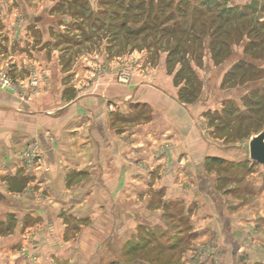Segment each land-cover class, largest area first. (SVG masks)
<instances>
[{"label":"crops","instance_id":"0c3cea01","mask_svg":"<svg viewBox=\"0 0 264 264\" xmlns=\"http://www.w3.org/2000/svg\"><path fill=\"white\" fill-rule=\"evenodd\" d=\"M53 65L41 62L46 77L31 99L22 96L27 87H0V200L19 222L0 237V264H85L96 247L99 262L109 250L129 257L135 245L142 249L133 260L144 262L143 241L151 246L157 228L173 230L175 208L191 215L198 246L218 245L223 264H264V188L253 203L234 198L227 212L204 173L207 156L217 154L207 151L205 123L172 77L63 79ZM29 215L37 221L26 225ZM174 241L156 238L167 246L163 259L171 260Z\"/></svg>","mask_w":264,"mask_h":264},{"label":"rangeland","instance_id":"374dc122","mask_svg":"<svg viewBox=\"0 0 264 264\" xmlns=\"http://www.w3.org/2000/svg\"><path fill=\"white\" fill-rule=\"evenodd\" d=\"M130 1L0 0V69L9 70L14 78L19 79L20 89L26 86L22 82L25 79L27 88H30L32 75H38L39 80L46 77L45 70L39 68L41 62H56L57 65L53 66L61 67L63 79H71L72 76L78 80H123L128 83L130 80H164L165 77L174 80L181 62L177 58L171 64L173 66L169 65L168 55L177 38L169 42V35L156 34L154 30H144L131 36L110 26L121 22L123 5L128 6ZM154 1L156 4L170 3L176 16L186 11L191 19L199 15L208 21L207 27L197 24V33L202 34V45L184 44V41L181 45L182 51H188L187 57L201 81L198 99L184 103L189 104L191 110L200 112L199 120L205 123L207 133V151L217 153L207 156L204 173L207 183L223 194L227 212L232 211L229 209L230 205H235L234 198L242 204L253 203L252 196L264 188V167L253 161L249 154L252 134L264 128V58H250L244 68H239V64L247 52L260 50L264 45L258 41L248 48L254 34L249 37L245 32L240 40L233 36L230 56L222 61L214 59L211 44L214 28L209 27V20L217 7L223 5L225 9H244L253 21H264V0ZM134 10L136 20L139 19L141 24L146 14L138 7ZM118 11L120 19L114 17ZM131 27L137 28L135 22H131ZM170 66L174 69L172 74L169 73ZM51 75L48 74L49 77ZM176 87L179 93V86ZM31 90L29 93L33 95L36 89L32 93ZM25 154L42 159V154L35 149H27ZM230 195L233 197L231 201ZM206 201L213 205L207 196ZM5 206L0 200V237L14 232L19 225L16 212L5 215ZM173 211L169 215L173 230L157 228L152 235V243L153 239L155 241L151 246H148L149 241H143V248L150 247L138 254L144 262L134 261L133 251L131 256L123 257L117 250H109L105 259L98 262L96 247L93 258L85 264H187L184 257L188 255L192 259L189 264H223L214 241H207L202 246L194 242L197 233L188 224L191 215L187 216L176 208ZM23 221L30 225L37 218L29 215ZM8 224H11V230L6 231ZM165 235L174 236V239L178 238L176 243H181L177 244L171 260L160 256L162 245L156 244V238ZM150 252L154 253L152 260L149 259Z\"/></svg>","mask_w":264,"mask_h":264},{"label":"trees","instance_id":"16d2710c","mask_svg":"<svg viewBox=\"0 0 264 264\" xmlns=\"http://www.w3.org/2000/svg\"><path fill=\"white\" fill-rule=\"evenodd\" d=\"M123 6L125 9L123 11V18L121 22H112L113 24L110 25L115 27L117 31H126V35L128 34L132 36L133 34L137 35L139 32L144 30H154L156 34L162 33L163 35H169V42L177 38V42L173 48H171L168 55L169 65L175 63L177 58H179V61L181 62L180 68L174 74V84L175 86H179V98L182 102H195L200 93L201 81H199L200 79L198 74L192 66L190 59L187 57L188 51H182L181 45L183 41L184 44L188 43L190 45L192 43H198L202 45V34L197 33V24L207 27L208 21L206 19H202L203 16L200 18L199 15L194 17V19H191L189 13L186 11L180 12L178 16H176L174 10H171L172 5L170 6V3L156 4L154 0H149L148 2L141 0L137 3H135L134 0H131L128 6ZM136 7H138L141 12L146 14V19L141 24L139 19L136 20V16L134 14V8ZM217 9V11L212 13L209 20V27L214 28L211 40V44L213 46L212 56L214 59L222 61L230 56V46L233 36L236 37L235 39L240 40L243 38V33L245 32L249 37L254 34L252 42L248 45V48L258 41L264 45V21H253V19H251L248 15V12L244 9L240 10L235 7L234 9H225L223 8V5H219ZM130 13L131 16H129ZM133 16L135 17V20L133 19ZM114 17L120 19L121 13L118 11ZM131 22H135L137 28H132ZM192 53H194V50ZM244 58L245 59H243L242 64H239V68L246 67V64L248 65L246 60L250 58L254 60L264 58V47L260 50H253L251 53L247 52ZM173 72L174 69L172 67L169 68V73L172 74ZM10 226L11 224L6 226V231L11 230ZM177 239L178 238H175L172 246H177V244H179L176 243ZM161 245V250H164L166 244L161 243ZM141 249L142 247H140V245H135L131 246L127 251L138 252Z\"/></svg>","mask_w":264,"mask_h":264},{"label":"built area","instance_id":"2783aa9c","mask_svg":"<svg viewBox=\"0 0 264 264\" xmlns=\"http://www.w3.org/2000/svg\"><path fill=\"white\" fill-rule=\"evenodd\" d=\"M39 79L40 78L38 77V75H32L31 78H29L30 88H32L33 90L36 89L39 85ZM17 80H19V79L14 78L11 75V73L9 72V70L0 69V84L2 85V87L8 88L14 92H18L20 89L19 88L20 86H19V82ZM26 87L27 86H25V87L23 86V88H26ZM22 96H24L26 99H31L32 94L27 92L25 94H22Z\"/></svg>","mask_w":264,"mask_h":264},{"label":"water","instance_id":"95a60500","mask_svg":"<svg viewBox=\"0 0 264 264\" xmlns=\"http://www.w3.org/2000/svg\"><path fill=\"white\" fill-rule=\"evenodd\" d=\"M250 158L264 166V129L253 134L249 140Z\"/></svg>","mask_w":264,"mask_h":264}]
</instances>
